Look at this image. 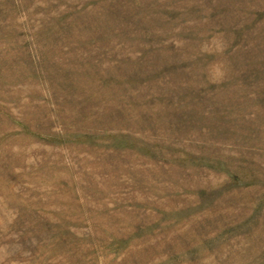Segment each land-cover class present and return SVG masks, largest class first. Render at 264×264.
Here are the masks:
<instances>
[{"label": "rangeland", "instance_id": "rangeland-1", "mask_svg": "<svg viewBox=\"0 0 264 264\" xmlns=\"http://www.w3.org/2000/svg\"><path fill=\"white\" fill-rule=\"evenodd\" d=\"M0 264H264V0H0Z\"/></svg>", "mask_w": 264, "mask_h": 264}]
</instances>
